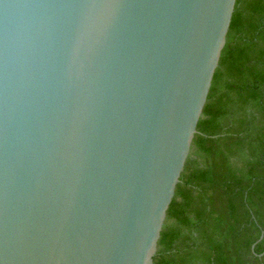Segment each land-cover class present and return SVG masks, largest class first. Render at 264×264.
<instances>
[{"label":"water","instance_id":"95a60500","mask_svg":"<svg viewBox=\"0 0 264 264\" xmlns=\"http://www.w3.org/2000/svg\"><path fill=\"white\" fill-rule=\"evenodd\" d=\"M236 3L0 0V264H154Z\"/></svg>","mask_w":264,"mask_h":264},{"label":"trees","instance_id":"16d2710c","mask_svg":"<svg viewBox=\"0 0 264 264\" xmlns=\"http://www.w3.org/2000/svg\"><path fill=\"white\" fill-rule=\"evenodd\" d=\"M263 231L264 0H237L154 264H264Z\"/></svg>","mask_w":264,"mask_h":264}]
</instances>
